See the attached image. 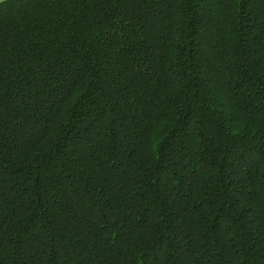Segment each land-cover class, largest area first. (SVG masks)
<instances>
[{
    "label": "trees",
    "instance_id": "obj_1",
    "mask_svg": "<svg viewBox=\"0 0 264 264\" xmlns=\"http://www.w3.org/2000/svg\"><path fill=\"white\" fill-rule=\"evenodd\" d=\"M0 264H264V0L0 2Z\"/></svg>",
    "mask_w": 264,
    "mask_h": 264
},
{
    "label": "crops",
    "instance_id": "obj_2",
    "mask_svg": "<svg viewBox=\"0 0 264 264\" xmlns=\"http://www.w3.org/2000/svg\"><path fill=\"white\" fill-rule=\"evenodd\" d=\"M3 1H6V0H0V2H3Z\"/></svg>",
    "mask_w": 264,
    "mask_h": 264
}]
</instances>
